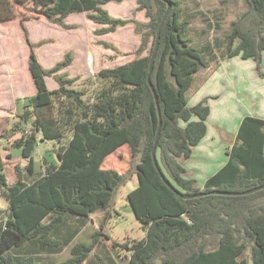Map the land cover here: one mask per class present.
Here are the masks:
<instances>
[{
  "label": "trees",
  "instance_id": "trees-1",
  "mask_svg": "<svg viewBox=\"0 0 264 264\" xmlns=\"http://www.w3.org/2000/svg\"><path fill=\"white\" fill-rule=\"evenodd\" d=\"M123 1L0 0V22L24 13L21 21L29 14L73 29L78 25L67 23L66 18L85 12L89 20L103 25L95 30L97 35L133 24L140 36L135 58L97 73L96 89L89 99L86 86L75 88V79L58 73L71 64L70 54L46 69L26 35L36 93L28 97L20 120L10 130V136L21 133L12 146L28 160L26 173L5 163L0 153V194L8 202L6 208L0 207V264H89L90 254L104 246L99 237L116 191L131 179L129 174L104 167L107 157L120 155L118 149L124 145L130 148L133 160L139 158L135 171L138 186L128 192L127 199L146 230L143 239L113 243V247L120 244L130 252L128 264H264V189L247 195L211 194L191 199L180 197L174 189L194 194L245 191L263 185L264 119L243 118L236 140L227 150L226 164L202 188L186 176L183 162L206 135L210 115L207 99L188 105V90L200 68L217 58L218 46L193 44L188 35L190 22L183 17L179 0H168L172 7L151 72L162 118L157 158L174 188L166 184L152 155L159 115L148 76L167 3L137 0V9L145 10L146 22L114 17L104 8L109 2ZM245 3L246 10L231 22L225 51L218 53L222 59H252L258 74L263 75L264 0ZM98 44L117 50L104 40ZM51 74L58 84L54 89L46 82ZM25 123L31 124L30 132H25ZM38 137L57 146L58 161L44 157L42 171L35 168ZM13 174L17 180L11 183L8 176ZM96 212L104 215L100 228L90 241L74 242ZM71 218H76L75 224L70 223ZM70 244V255L64 260L53 263L47 259L46 254L60 253ZM108 259L116 264L110 255Z\"/></svg>",
  "mask_w": 264,
  "mask_h": 264
},
{
  "label": "rangeland",
  "instance_id": "rangeland-1",
  "mask_svg": "<svg viewBox=\"0 0 264 264\" xmlns=\"http://www.w3.org/2000/svg\"><path fill=\"white\" fill-rule=\"evenodd\" d=\"M179 2L183 9V17L190 22L188 35L193 44L200 47L210 43L218 46L216 50H221V52L225 51L226 35L231 30V22L247 8L245 0H179ZM137 7V0H124L121 3L110 2L106 5V9L114 17L148 21L145 10H138ZM23 16H25L24 13L12 20L0 22V153L5 163L20 167L25 174L28 160L22 157L19 148L12 146V142L21 133L10 136V130L13 124L20 120L28 97L36 93V87L29 71L31 47L26 40V35L35 44L32 48L33 52L46 69L62 61L67 53L70 54L71 64L58 73L63 72L68 78L75 79L76 82L73 85L75 88L86 86L89 90L87 97L89 99L96 89L94 83L97 73L101 69L112 68L135 58L140 36L135 33L133 24L120 27L108 34L97 35L94 31L96 23L89 20L85 13L73 14L66 19L67 23L78 25L73 29H65L49 22L44 17L31 18L29 14L25 20L21 21ZM100 40L111 43L117 50L98 44ZM38 42L43 44L38 45ZM218 50L217 52H220ZM46 82L50 89L58 86L54 74L46 76ZM189 98L188 105L190 106L193 103V97ZM30 131L31 124L25 123V132ZM55 144L53 141H43L38 137L34 152L37 171L43 170L44 157L51 159L50 161L52 159L58 161L54 149L57 147ZM119 151L121 156L119 154L110 155L104 167L129 174L131 179L120 185L116 191L110 215L99 237L104 246L100 244V248L90 254L89 264H111L108 259L109 255L116 264H128L130 252L127 248H122L120 244L113 247V243L133 242L146 236L144 224L137 218L127 199L128 192L138 186L135 171L139 158L133 160L128 146L122 147ZM8 180L11 183L15 182L17 175H9ZM7 205V200L0 194V207L6 208ZM103 216L102 212L92 214L85 226L80 229L74 242L90 241L92 233L100 228ZM75 219L71 218L70 223L75 224ZM72 244L66 246L60 253L46 254L47 259L53 263L64 260L70 255ZM96 253L100 258L95 255Z\"/></svg>",
  "mask_w": 264,
  "mask_h": 264
},
{
  "label": "crops",
  "instance_id": "crops-1",
  "mask_svg": "<svg viewBox=\"0 0 264 264\" xmlns=\"http://www.w3.org/2000/svg\"><path fill=\"white\" fill-rule=\"evenodd\" d=\"M73 14L80 13L68 17ZM96 25L100 24H95V30L103 26ZM216 54V59L195 74L188 90V96L193 97L190 106L203 99H207L210 106L207 133L194 147L191 157L183 162L186 176L195 179L200 188L226 164L227 150L234 144L243 118L250 115L264 119V52L263 75L258 74L252 59L240 56L222 59L217 51Z\"/></svg>",
  "mask_w": 264,
  "mask_h": 264
},
{
  "label": "water",
  "instance_id": "water-1",
  "mask_svg": "<svg viewBox=\"0 0 264 264\" xmlns=\"http://www.w3.org/2000/svg\"><path fill=\"white\" fill-rule=\"evenodd\" d=\"M163 1H166L167 8H166V11H165L162 19H161L160 25L158 27V31H157V36H156V41H155L154 49H153L152 54H151V57H150V74L148 76V83H149V85L152 88V91L154 93L155 100H156V103H157L158 115H159V126H158V130H157L156 138H155V143H154V146H153V149H152V155H153V159H154L155 165L157 166L158 171L160 173V176L162 177V179L164 180V182L166 184H168L170 187H173L172 184L170 183V181L167 179L166 175L163 173V171L159 167V163H158V158H157V147L158 146L157 145H158L159 137H160V133H161L162 118H161V111H160V106H159V102H158V97H157V94H156V90H155V88H154V86H153V84L151 82V72L153 70L154 60H155V57H156V54H157V51H158V47H159L160 33H161L162 27H163V25L165 23V20L167 19L168 15H169L170 10H171V7H172L170 1H168V0H163ZM174 189L176 190V193L180 197H182L184 199H191V198H197V197L211 195V194H220V195H247V194H250V193H253V192H256V191H259V190L264 189V184L263 185H260L258 187H255L253 189L245 190V191H219V190H211V191H202V192L194 193V194L183 193V192L177 190L176 188H174Z\"/></svg>",
  "mask_w": 264,
  "mask_h": 264
}]
</instances>
